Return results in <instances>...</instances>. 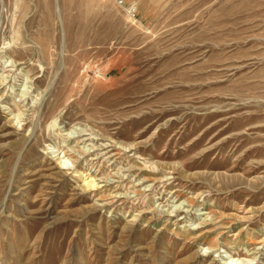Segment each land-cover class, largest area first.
Listing matches in <instances>:
<instances>
[{
    "label": "rangeland",
    "instance_id": "rangeland-1",
    "mask_svg": "<svg viewBox=\"0 0 264 264\" xmlns=\"http://www.w3.org/2000/svg\"><path fill=\"white\" fill-rule=\"evenodd\" d=\"M125 2L0 0V264H264V0Z\"/></svg>",
    "mask_w": 264,
    "mask_h": 264
},
{
    "label": "bare ground",
    "instance_id": "bare-ground-1",
    "mask_svg": "<svg viewBox=\"0 0 264 264\" xmlns=\"http://www.w3.org/2000/svg\"><path fill=\"white\" fill-rule=\"evenodd\" d=\"M16 120V119H15ZM17 122V121H16ZM89 150V149H87ZM90 151V150H89ZM52 152H55V151H52ZM99 153V152H98ZM100 154V153H99ZM56 162L58 164V166L62 169H68L67 171H69L70 169H73V171H76L78 172V176L82 179V185L87 189H94L96 187V184L97 182L95 181V178L88 174L86 176H83L81 173H80V170L78 168H76V165L72 162V160H70V158L68 157H65L64 153L62 155H59V153L57 154H53V156H56ZM69 161L71 163H69ZM119 194V193H118ZM177 206V205H176ZM175 207V206H174ZM180 207H178L179 209ZM204 212H201V214H203ZM208 218V217H207ZM210 246H206L204 248H208ZM225 257V255H222ZM223 259V258H222ZM253 258H250V260H252ZM240 260V261H239ZM253 261V260H252ZM222 263L223 264H250L249 262V259L248 260H245V259H242L241 256H233L231 254L227 255V257L225 258V260H222Z\"/></svg>",
    "mask_w": 264,
    "mask_h": 264
},
{
    "label": "built area",
    "instance_id": "built-area-1",
    "mask_svg": "<svg viewBox=\"0 0 264 264\" xmlns=\"http://www.w3.org/2000/svg\"><path fill=\"white\" fill-rule=\"evenodd\" d=\"M114 4L118 5V6H126V10L128 13L134 15L135 14V8L133 6V4H126L125 0H111Z\"/></svg>",
    "mask_w": 264,
    "mask_h": 264
}]
</instances>
